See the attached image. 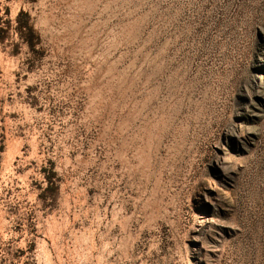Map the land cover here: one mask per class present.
I'll use <instances>...</instances> for the list:
<instances>
[{
    "label": "rangeland",
    "instance_id": "1",
    "mask_svg": "<svg viewBox=\"0 0 264 264\" xmlns=\"http://www.w3.org/2000/svg\"><path fill=\"white\" fill-rule=\"evenodd\" d=\"M0 264H264V0H0Z\"/></svg>",
    "mask_w": 264,
    "mask_h": 264
},
{
    "label": "trees",
    "instance_id": "2",
    "mask_svg": "<svg viewBox=\"0 0 264 264\" xmlns=\"http://www.w3.org/2000/svg\"><path fill=\"white\" fill-rule=\"evenodd\" d=\"M19 29H21V30H27L31 34H34V29H33L32 25H30V23L28 21L25 22V23H20L19 24Z\"/></svg>",
    "mask_w": 264,
    "mask_h": 264
}]
</instances>
